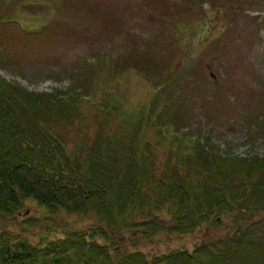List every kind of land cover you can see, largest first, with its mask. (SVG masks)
I'll return each instance as SVG.
<instances>
[{"label": "trees", "instance_id": "16d2710c", "mask_svg": "<svg viewBox=\"0 0 264 264\" xmlns=\"http://www.w3.org/2000/svg\"><path fill=\"white\" fill-rule=\"evenodd\" d=\"M69 1L63 0L65 4ZM58 2L53 0L52 5ZM39 3L0 0V23L40 17L37 11L43 6ZM17 9L26 12L18 13ZM258 17L264 28V15ZM56 20L27 32H49L58 27ZM9 32L0 29V41ZM106 55L110 63L115 62L116 70L108 75L120 74L128 50ZM141 58L138 54L129 61ZM104 63L105 56H89L67 84L52 90L30 89L0 71V216L16 218L32 199L45 212L36 218L37 223L48 218L56 225L54 218L62 214L93 220L86 227L68 226L58 237L43 235L37 240L2 227L0 264H235L230 251L220 248L218 241H208L193 251L182 247L149 254L135 248L131 232L151 237L164 230H192L202 218L196 216L204 199L223 202L229 195L248 200L237 206L252 217L246 220L248 224L257 215L264 218V153L239 155L229 142L226 148L218 145L203 126H193L186 119L175 103L179 97L168 96L169 91L165 96L157 94L166 84L169 87L168 82H153L149 71L145 75L155 85V96H149L138 108L123 107L116 93L105 89L109 80L98 74ZM160 66L162 73L164 65ZM97 78L103 81L99 83ZM90 108L95 109L94 121L98 123L92 135L86 127L81 133L79 126ZM252 120L264 133V108L254 113ZM164 142L176 147V153L180 146L192 150L200 155L198 161L186 158L182 170L170 172L173 156L158 159L154 151ZM219 159L223 161L219 168L211 164ZM234 160L255 173L245 174L229 163ZM200 183L211 189L200 188ZM167 208L171 219L162 215ZM247 234L238 235L246 240Z\"/></svg>", "mask_w": 264, "mask_h": 264}, {"label": "rangeland", "instance_id": "374dc122", "mask_svg": "<svg viewBox=\"0 0 264 264\" xmlns=\"http://www.w3.org/2000/svg\"><path fill=\"white\" fill-rule=\"evenodd\" d=\"M37 1L43 6L37 11L40 17L0 23L1 30L10 29L0 41V62L8 66H1L0 71L6 77L18 79L30 89L52 90L67 84L89 56L93 59L102 55L106 63L98 74L109 80L103 82L105 89L116 93L123 107L142 106L149 96H155L154 81L168 82L169 87L166 84L157 94L165 96L169 91L168 96L179 97L175 103L186 119L193 126H203L218 145L226 148L229 142L239 155L264 153V133L252 120V115L264 108V28L258 17L264 15V0H71L69 4L58 0L55 6L53 0ZM24 11L17 9L18 13ZM54 18L59 22L55 29L27 32L39 30ZM124 49L128 50L121 62L124 69L115 76L108 75L116 70L115 62L110 63L106 54ZM138 54L143 59L129 61ZM160 64L164 65L162 73L158 71ZM148 71L153 82L145 75ZM101 78L97 82L103 81ZM95 113L90 108L84 114L79 125L81 133L85 127L88 134L94 133L98 125ZM178 148L176 153L177 148L165 142L154 147L158 159L173 156L169 163L172 173L186 166V158L192 162L200 156L183 146ZM220 160L211 164L219 168L223 162ZM229 163L245 174L255 173L236 160ZM198 186L211 189L206 184ZM246 201L241 195H229L223 202L204 199L196 216L202 218L192 230H164L151 237L134 231L135 248L149 254L182 247L193 251L203 243L218 241L220 248L230 251L235 264H264V218L257 215L248 224L246 220L252 217L241 206L237 208ZM43 214L42 206L29 199L16 218L0 216V229L13 228L37 240L43 235L58 237L68 226L86 227L93 221L89 216L62 214L54 218L56 225L48 218L37 223L36 218ZM162 215L171 219L168 208ZM247 232L249 240L238 235Z\"/></svg>", "mask_w": 264, "mask_h": 264}, {"label": "bare ground", "instance_id": "6f19581e", "mask_svg": "<svg viewBox=\"0 0 264 264\" xmlns=\"http://www.w3.org/2000/svg\"><path fill=\"white\" fill-rule=\"evenodd\" d=\"M249 233L246 235V240H249ZM213 248V247H212Z\"/></svg>", "mask_w": 264, "mask_h": 264}]
</instances>
